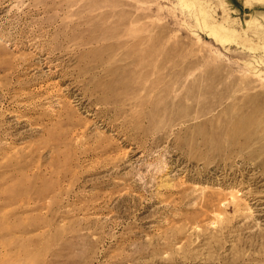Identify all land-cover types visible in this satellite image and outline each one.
Listing matches in <instances>:
<instances>
[{
    "label": "rangeland",
    "instance_id": "obj_1",
    "mask_svg": "<svg viewBox=\"0 0 264 264\" xmlns=\"http://www.w3.org/2000/svg\"><path fill=\"white\" fill-rule=\"evenodd\" d=\"M0 264H264V0H0Z\"/></svg>",
    "mask_w": 264,
    "mask_h": 264
}]
</instances>
